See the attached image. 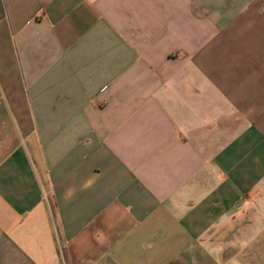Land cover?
Wrapping results in <instances>:
<instances>
[{
	"label": "crops",
	"instance_id": "crops-1",
	"mask_svg": "<svg viewBox=\"0 0 264 264\" xmlns=\"http://www.w3.org/2000/svg\"><path fill=\"white\" fill-rule=\"evenodd\" d=\"M0 264H264V0H0Z\"/></svg>",
	"mask_w": 264,
	"mask_h": 264
}]
</instances>
